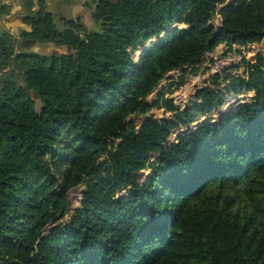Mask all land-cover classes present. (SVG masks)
Returning <instances> with one entry per match:
<instances>
[{"label": "trees", "instance_id": "1", "mask_svg": "<svg viewBox=\"0 0 264 264\" xmlns=\"http://www.w3.org/2000/svg\"><path fill=\"white\" fill-rule=\"evenodd\" d=\"M83 4L96 29L56 20L45 0L22 3L32 30L21 37L74 54L18 53L0 28V264H264V53L185 106L167 95L218 45L264 40V0ZM81 184L80 205L60 222Z\"/></svg>", "mask_w": 264, "mask_h": 264}, {"label": "rangeland", "instance_id": "2", "mask_svg": "<svg viewBox=\"0 0 264 264\" xmlns=\"http://www.w3.org/2000/svg\"><path fill=\"white\" fill-rule=\"evenodd\" d=\"M92 8H93V5H92ZM92 8L84 5V9L82 10L79 9L80 11H78L77 13V16L80 17L84 21L86 27L89 30L96 29L98 27V25L96 24V22L91 16ZM55 13H58V12H55ZM60 17L62 18L61 15ZM60 17H57V18H60ZM210 22L213 25L218 26L221 22V18L220 16L216 15L211 19ZM32 50L35 51L36 53L44 54V55L51 54V53L74 54V50L69 49L66 45H55L54 44L52 46H46V45H41L39 43H36V45H34V49ZM18 51H20V49ZM259 52L264 53V40L253 43L250 46H247L245 48L243 47L241 48L237 45H233L231 49H229L226 44H220L213 51L208 52L205 55V61L202 62L201 67L198 71L194 73H188L184 81L182 82V84L175 86L172 93H167V95L169 97H173L175 102L179 105V107L185 106L192 99V95L194 94V92L197 89L209 84L215 75H218L221 72H229L231 74L242 73L243 72V66H242L243 60L244 59L254 60L255 56ZM138 53L139 51H136L135 55L137 56ZM180 73H181L180 70L172 71L170 77L175 76ZM17 79L21 81V76L19 74L17 75ZM166 80L167 78H164L162 82L165 84ZM26 92L28 96L33 100L36 111H39L42 106L40 99L37 97L35 92L31 89L26 88ZM156 92H157V88L155 89L154 92H152L149 95V99L153 98ZM251 95L252 93H246L244 95L242 94V95H239V97L229 96L228 98H226L225 102L220 107L213 110L208 116L213 117L214 119H218L222 113L226 112L230 108H233L237 103L242 102L244 98H246L247 96H251ZM147 115H154L155 117L161 118V117H169L170 113L168 112L165 113L163 109H152ZM130 118L136 124L139 125L143 121L145 116L131 115ZM205 119H206V116L198 117L194 123L195 124L201 123L205 121ZM185 130H187V127H181L180 129L174 130L171 133L170 137L168 138V142L173 141L178 134H180L181 132ZM142 173L143 174H141L140 178H143L148 173V171L144 170ZM85 189H86V186L81 184L74 188H71L67 192V199L69 201V210L67 211L66 216L60 219V222L67 219L72 214V210L75 207H78L80 205L81 198H82V195ZM122 193H123V190L120 192V194ZM54 208L55 206H52L48 210L47 214L51 213L54 210ZM52 226H53V222L50 221L47 227H52Z\"/></svg>", "mask_w": 264, "mask_h": 264}, {"label": "crops", "instance_id": "3", "mask_svg": "<svg viewBox=\"0 0 264 264\" xmlns=\"http://www.w3.org/2000/svg\"><path fill=\"white\" fill-rule=\"evenodd\" d=\"M0 3L6 5L8 8V12L0 16V28L7 30L16 38L17 45L21 46L20 50L25 48L34 49L36 43L26 46L20 42L21 39L24 38L20 36V32H29L32 30L31 25L23 21V16L25 14L22 8L23 0H0ZM45 3L47 9L54 14L56 20L59 19L57 17H60V15L64 18H75L77 17L78 11L84 9V0H45ZM41 45L52 46L54 44L46 43Z\"/></svg>", "mask_w": 264, "mask_h": 264}, {"label": "water", "instance_id": "4", "mask_svg": "<svg viewBox=\"0 0 264 264\" xmlns=\"http://www.w3.org/2000/svg\"><path fill=\"white\" fill-rule=\"evenodd\" d=\"M15 40H16V38H15ZM20 42L23 43V44H25L26 46L29 45V44H32V43L33 44L37 43L35 39L26 38V37L22 38ZM18 53L31 54V53H36V52L35 51H32L31 49H26L25 48V49H22V50L18 51ZM14 70H17V69L14 68ZM167 75H170V73H168ZM162 85H163V83L161 82L160 83V86H162Z\"/></svg>", "mask_w": 264, "mask_h": 264}]
</instances>
